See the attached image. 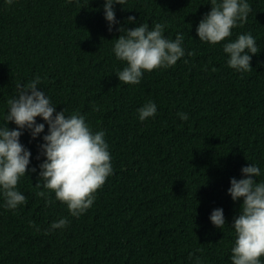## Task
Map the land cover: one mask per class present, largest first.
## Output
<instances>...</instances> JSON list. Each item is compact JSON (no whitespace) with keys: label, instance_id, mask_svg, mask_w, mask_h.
Returning <instances> with one entry per match:
<instances>
[{"label":"trees","instance_id":"1","mask_svg":"<svg viewBox=\"0 0 264 264\" xmlns=\"http://www.w3.org/2000/svg\"><path fill=\"white\" fill-rule=\"evenodd\" d=\"M248 2L252 10L233 38L250 32L261 50L243 74L227 66L222 42L202 43L196 35L210 0L114 5L125 28L161 23L166 37L185 36L184 58L131 85L114 75L123 67L111 51L120 33L107 30L103 0H0V111L15 84L41 77L57 111H78L105 132L114 169L79 218L37 195L36 173L22 177L17 187L27 204L0 207V264H195V256L202 264H231L230 225L240 202L227 194L230 178H242L250 162L264 170V0ZM129 15L136 25L124 23ZM147 100L157 114L141 122L136 110ZM20 142L34 167L41 141L25 132ZM216 208L224 211L221 229L208 219ZM60 217L68 226L48 232Z\"/></svg>","mask_w":264,"mask_h":264},{"label":"clouds","instance_id":"2","mask_svg":"<svg viewBox=\"0 0 264 264\" xmlns=\"http://www.w3.org/2000/svg\"><path fill=\"white\" fill-rule=\"evenodd\" d=\"M13 2L7 0L8 4ZM126 2L103 0V18L109 32L115 27L120 33L112 39L111 51L123 67L114 75L119 82L138 85L145 72L170 68L186 56L185 36L177 33L174 39L166 37L167 25L161 23L125 28L116 19L114 5L123 10ZM209 4L210 11L203 14L196 26L199 41L212 45L222 42L229 68L241 74L252 70L251 59L261 46L250 32L239 33L235 38L232 32L247 22L252 10L248 0H210ZM124 23L136 25L137 18L129 15ZM192 55L193 52H187V56ZM41 83V77L35 76L27 83L15 84L0 111V207L15 211L26 205L27 197L17 186L22 177L36 173L34 187L42 189L37 195L49 205L59 201L66 205L70 216L79 218L94 204L97 190L113 174L110 146L105 132L94 131L85 115L78 111L68 114L65 107L57 111L58 104L52 102ZM136 111L138 120L143 122L156 116L157 105L147 100ZM177 115L183 121L189 119L187 113ZM37 117L43 122H37ZM9 122L15 127L10 129ZM25 132L30 140L41 141L35 157L39 163L31 168L32 153L20 142ZM240 174V179L230 178L227 189L231 200L240 202L230 225L233 239L229 259L231 264H264V170L250 162L240 169ZM208 219L217 229L226 225L222 208L213 209ZM68 224L67 217H60L50 223L47 231L64 229ZM30 227L40 231L35 222H30ZM193 256L194 253L190 254L189 259ZM195 264H202L199 256H195Z\"/></svg>","mask_w":264,"mask_h":264}]
</instances>
